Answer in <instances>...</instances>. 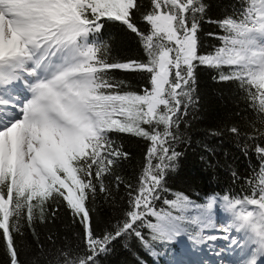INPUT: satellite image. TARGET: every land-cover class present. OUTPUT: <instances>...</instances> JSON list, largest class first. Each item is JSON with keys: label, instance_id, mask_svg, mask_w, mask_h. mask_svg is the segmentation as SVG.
<instances>
[{"label": "snow or ice", "instance_id": "6c2138e0", "mask_svg": "<svg viewBox=\"0 0 264 264\" xmlns=\"http://www.w3.org/2000/svg\"><path fill=\"white\" fill-rule=\"evenodd\" d=\"M206 11L204 0H0V236L10 264H24L14 239L23 225L35 235L34 224L54 218L60 204L83 225L84 245L42 251L44 264H101L112 241L129 236L150 251L183 236L196 244L224 239L228 245L214 252L219 264H264V0H237L231 14L210 21L220 29L209 34L219 44L201 54ZM109 22L136 34L143 59L112 56ZM200 65L237 85L252 113L250 131H228L253 142L260 164L240 194L212 195L203 204L180 192L162 199L170 191L165 176L181 155L182 117L197 102ZM116 70L140 74L147 86L132 88ZM117 134L149 147L130 207L98 236L90 204L98 194L111 196L108 177L124 183L115 169L128 154ZM161 199L166 208H157ZM217 205L227 214L224 235H203L218 227ZM225 249L238 258L227 261Z\"/></svg>", "mask_w": 264, "mask_h": 264}, {"label": "trees", "instance_id": "16d2710c", "mask_svg": "<svg viewBox=\"0 0 264 264\" xmlns=\"http://www.w3.org/2000/svg\"><path fill=\"white\" fill-rule=\"evenodd\" d=\"M147 4L148 0H144ZM207 11L199 32L200 53L207 54L219 44V40L210 33H219L215 23L224 16L231 14L237 0H204ZM142 29L147 28L139 22ZM104 37L112 45V56L121 61L140 60L144 52L136 34L126 30L119 22L105 25ZM115 77L124 80L136 90L147 86V81L140 74L116 70ZM196 97L195 105L189 106L187 114L182 117L179 126V142L175 150L181 155L175 162V168L165 176L166 187L170 190L163 198L173 199V193L180 192L189 196L197 204H203L212 195L232 193L240 194L247 190L246 178L252 176L253 169L258 168L260 161L255 153L253 142L231 134L228 129L233 125L241 131H250L245 121L252 113L240 99V92L235 83L219 82L216 69L200 65L195 69ZM114 139L122 145L128 154L119 162L115 174L124 183L119 187L112 177L106 179L111 184V196L107 199L98 194L95 202L90 204L95 211L92 213V224L96 235L112 230V225L123 218L130 207L129 193L135 194L139 178L145 166L149 141L130 134H117ZM248 148L245 151V144ZM233 173L236 174L234 178ZM130 186V187H129ZM157 202V208L167 207ZM35 235L32 228L24 224L22 235H15L19 257L24 264H44L49 251L55 252L66 245H84V228L79 219L63 204L59 205L54 218L46 223H35ZM149 238V233L144 230ZM182 241V243H181ZM187 236L180 237L170 244L154 243L153 250L145 249L135 236L121 237L112 241L110 251L100 257L101 264H180L184 259V250L193 246ZM0 264H10V256L0 236Z\"/></svg>", "mask_w": 264, "mask_h": 264}, {"label": "rangeland", "instance_id": "374dc122", "mask_svg": "<svg viewBox=\"0 0 264 264\" xmlns=\"http://www.w3.org/2000/svg\"><path fill=\"white\" fill-rule=\"evenodd\" d=\"M227 221V214L223 211V209L217 205L213 212V222L217 224V228H219V224H224ZM213 232V231H212ZM211 233V229H206L203 235H209ZM217 234H224L223 232ZM221 246L214 244V242L208 241L205 243L195 244L192 248L186 247L184 259L180 264H204L205 261L208 264H219V258L214 254L215 251L219 250ZM227 253V250L222 254ZM227 261L230 260V257H225Z\"/></svg>", "mask_w": 264, "mask_h": 264}, {"label": "bare ground", "instance_id": "6f19581e", "mask_svg": "<svg viewBox=\"0 0 264 264\" xmlns=\"http://www.w3.org/2000/svg\"><path fill=\"white\" fill-rule=\"evenodd\" d=\"M222 226H220L219 228H217V230H213V232H211L210 234L211 235H215V236H218V237H222L224 234L220 235V234H217V233H220V231H218ZM214 244H217L221 247H224V246H227L228 245V241L227 240H224V239H218V241H215ZM224 257H230V260H234V259H237L238 256H239V253L238 251H235V252H229L227 251V253L223 254Z\"/></svg>", "mask_w": 264, "mask_h": 264}]
</instances>
